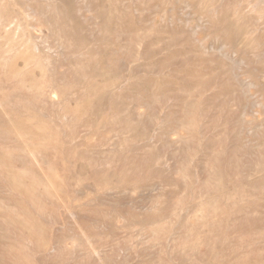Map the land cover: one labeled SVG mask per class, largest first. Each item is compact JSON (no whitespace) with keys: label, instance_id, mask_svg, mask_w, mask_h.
Segmentation results:
<instances>
[{"label":"rangeland","instance_id":"374dc122","mask_svg":"<svg viewBox=\"0 0 264 264\" xmlns=\"http://www.w3.org/2000/svg\"><path fill=\"white\" fill-rule=\"evenodd\" d=\"M0 264H264V0H0Z\"/></svg>","mask_w":264,"mask_h":264}]
</instances>
